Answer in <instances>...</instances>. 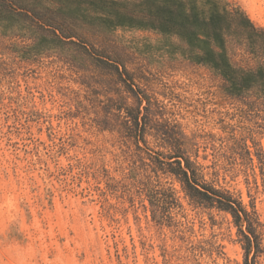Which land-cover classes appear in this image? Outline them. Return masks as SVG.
I'll use <instances>...</instances> for the list:
<instances>
[{"label":"rangeland","instance_id":"374dc122","mask_svg":"<svg viewBox=\"0 0 264 264\" xmlns=\"http://www.w3.org/2000/svg\"><path fill=\"white\" fill-rule=\"evenodd\" d=\"M228 1L264 27V0ZM30 44L0 33V264H244L230 216L194 206L171 178L160 181L178 205L152 220L141 182L155 179L116 110L134 103L116 76L80 48L30 56ZM157 46L152 34L119 30L92 52L123 63L156 118L177 124L206 181L255 207L254 264H264V166L242 148L264 153V108L228 99L210 70ZM234 62L252 67L241 51Z\"/></svg>","mask_w":264,"mask_h":264},{"label":"trees","instance_id":"16d2710c","mask_svg":"<svg viewBox=\"0 0 264 264\" xmlns=\"http://www.w3.org/2000/svg\"><path fill=\"white\" fill-rule=\"evenodd\" d=\"M119 30L154 35L157 48L166 51L171 62L181 59L203 66L223 80L222 92L228 99H250L264 108V27L256 26L228 0H0L1 35L30 41L23 50L28 55L80 48L81 56L116 76L131 94L134 106L126 101L116 110L123 113L126 133L144 154L141 165L150 168L155 179L149 176L141 182L152 220L162 224L165 208L171 202L178 205L175 191L160 181L161 177L171 178L194 206L230 216L244 241V264H254L261 245L255 207L206 181L189 154L190 140L177 124L159 121L162 115L152 111V99L135 85L123 63L92 52L94 41L114 38ZM238 51L247 56L252 67L234 62ZM147 135L153 136L158 151L149 148ZM253 146L251 154L242 143L246 161L252 164L254 155L264 166V153ZM137 170L135 166L131 174Z\"/></svg>","mask_w":264,"mask_h":264}]
</instances>
